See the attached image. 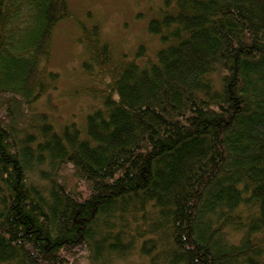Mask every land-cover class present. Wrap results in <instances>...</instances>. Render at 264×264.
Here are the masks:
<instances>
[{
    "label": "trees",
    "instance_id": "obj_1",
    "mask_svg": "<svg viewBox=\"0 0 264 264\" xmlns=\"http://www.w3.org/2000/svg\"><path fill=\"white\" fill-rule=\"evenodd\" d=\"M136 6L130 52L78 17L70 95L69 0H0V264H264V0Z\"/></svg>",
    "mask_w": 264,
    "mask_h": 264
},
{
    "label": "rangeland",
    "instance_id": "obj_2",
    "mask_svg": "<svg viewBox=\"0 0 264 264\" xmlns=\"http://www.w3.org/2000/svg\"><path fill=\"white\" fill-rule=\"evenodd\" d=\"M137 0H69L74 18L62 21L55 32L53 66L61 71V85L65 94L84 86L80 62L84 46L79 44L78 17L100 24L103 40H107L117 51L130 52L147 37V19H138ZM90 15L89 17H87ZM62 112L68 117L84 108V100L64 96L60 100Z\"/></svg>",
    "mask_w": 264,
    "mask_h": 264
}]
</instances>
